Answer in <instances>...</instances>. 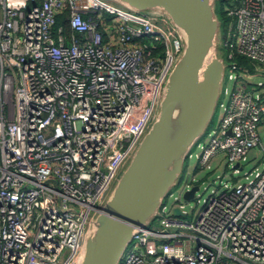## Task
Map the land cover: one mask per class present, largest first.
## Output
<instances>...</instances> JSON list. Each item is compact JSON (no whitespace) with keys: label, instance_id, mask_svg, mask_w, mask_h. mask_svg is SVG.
Returning a JSON list of instances; mask_svg holds the SVG:
<instances>
[{"label":"built area","instance_id":"obj_1","mask_svg":"<svg viewBox=\"0 0 264 264\" xmlns=\"http://www.w3.org/2000/svg\"><path fill=\"white\" fill-rule=\"evenodd\" d=\"M226 1L219 122L191 147L181 193L176 184L135 228L117 264H264V80L253 81L264 77V0ZM63 14L70 31L57 25ZM186 43L158 7L0 0V264L81 263ZM257 150L262 166L246 170ZM219 167L217 188L189 212Z\"/></svg>","mask_w":264,"mask_h":264},{"label":"water","instance_id":"obj_2","mask_svg":"<svg viewBox=\"0 0 264 264\" xmlns=\"http://www.w3.org/2000/svg\"><path fill=\"white\" fill-rule=\"evenodd\" d=\"M161 8L187 36L158 118L142 139L90 232L80 264H117L136 227L148 224L183 173L186 157L213 121L225 66L214 52L220 29L210 0H119ZM212 53V54H211ZM195 186L184 198L192 200ZM174 214L182 215L179 209Z\"/></svg>","mask_w":264,"mask_h":264},{"label":"rangeland","instance_id":"obj_3","mask_svg":"<svg viewBox=\"0 0 264 264\" xmlns=\"http://www.w3.org/2000/svg\"><path fill=\"white\" fill-rule=\"evenodd\" d=\"M228 7H229V4L227 3L226 0H217L216 4H215V7H214V10H215V13H216V15L218 17V20L220 21V29H219V33H218V36H217V39H216V46L214 47L213 52L214 53H218V55L225 60V63H226V60H227V51H226V48L223 45V42H224V39L226 37V31L229 29V27L225 30L224 25H223V21H225L226 10H227ZM238 62H239V64H241L243 66H246V67H248L249 64H250V61L248 59H246V58H239ZM260 80H264V77L255 76L253 78V81L255 83H257ZM227 85L230 87L232 84H227ZM220 117H221V112L218 109H216V111H215V113L213 115V119H212L213 122L215 124H217L219 122ZM208 129H210V127ZM259 132L261 134V137H262V140H263V144H264V128H261ZM258 151L259 150L253 151L249 155L250 161L246 164V167H245L246 170H252L256 166H260V165L262 166L261 163H258L259 160H260V162L262 161L261 160L262 155H260L261 153L258 152ZM198 152H199V148H194L193 149V153L194 154H196ZM195 163H196L195 157L190 159L189 160L188 170H190V168L193 167V165ZM187 165H188V163L186 162L185 171L187 169ZM223 172H224L223 168L219 167L214 172L209 173L205 177L206 180H204L205 182L201 185V189H200L201 196L198 198L199 201L197 199L191 201V203L187 206V210L189 212L194 213L204 203V200L207 199L212 194V190H215L217 188V185L219 184L218 175L219 176L223 175ZM185 174H184V176L181 177L180 182L178 183V186H176L175 195H178L179 193H181V189L184 186L185 181H186ZM223 178H225V177H223ZM172 200L173 199H171L170 201H172ZM186 220L187 221H192L193 220L192 214H189L186 217ZM256 264H258V263H256Z\"/></svg>","mask_w":264,"mask_h":264},{"label":"trees","instance_id":"obj_4","mask_svg":"<svg viewBox=\"0 0 264 264\" xmlns=\"http://www.w3.org/2000/svg\"><path fill=\"white\" fill-rule=\"evenodd\" d=\"M225 16H226V18H225V21H223V25H224V28H225V30H226V29H227V26L229 25L230 18H229L227 15H225ZM60 23L65 24L66 29H67L68 31H70V28H69L68 23H67V19H65V15H64V14L61 15V16H58V17H57V25L60 24ZM239 58H240V57H239ZM239 58H238V59H239ZM212 123H213V121L210 123V125L208 126V128L211 127ZM208 128H207V130H208ZM207 130H206V132H207ZM186 162H187V161H185L183 173H184V171H185ZM183 173H182L181 176L179 177L177 184L180 182V179H181Z\"/></svg>","mask_w":264,"mask_h":264},{"label":"bare ground","instance_id":"obj_5","mask_svg":"<svg viewBox=\"0 0 264 264\" xmlns=\"http://www.w3.org/2000/svg\"><path fill=\"white\" fill-rule=\"evenodd\" d=\"M212 53H213V51H212ZM212 53H211V54H212Z\"/></svg>","mask_w":264,"mask_h":264}]
</instances>
